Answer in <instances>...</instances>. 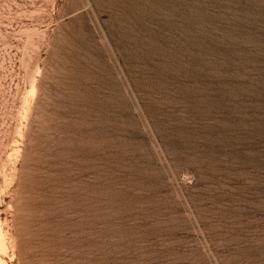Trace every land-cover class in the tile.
<instances>
[{
    "label": "rangeland",
    "instance_id": "374dc122",
    "mask_svg": "<svg viewBox=\"0 0 264 264\" xmlns=\"http://www.w3.org/2000/svg\"><path fill=\"white\" fill-rule=\"evenodd\" d=\"M0 264H264V0H0Z\"/></svg>",
    "mask_w": 264,
    "mask_h": 264
}]
</instances>
